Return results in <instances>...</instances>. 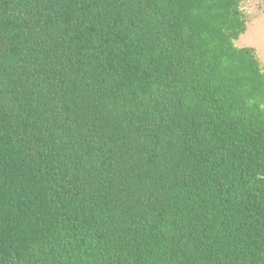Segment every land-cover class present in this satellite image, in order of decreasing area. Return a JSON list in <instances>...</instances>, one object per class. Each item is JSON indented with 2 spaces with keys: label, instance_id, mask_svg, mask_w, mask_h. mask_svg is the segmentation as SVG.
<instances>
[{
  "label": "trees",
  "instance_id": "16d2710c",
  "mask_svg": "<svg viewBox=\"0 0 264 264\" xmlns=\"http://www.w3.org/2000/svg\"><path fill=\"white\" fill-rule=\"evenodd\" d=\"M243 2L0 0V264H264Z\"/></svg>",
  "mask_w": 264,
  "mask_h": 264
},
{
  "label": "rangeland",
  "instance_id": "374dc122",
  "mask_svg": "<svg viewBox=\"0 0 264 264\" xmlns=\"http://www.w3.org/2000/svg\"><path fill=\"white\" fill-rule=\"evenodd\" d=\"M243 9L247 16V30L236 44L254 47L264 66V0H244Z\"/></svg>",
  "mask_w": 264,
  "mask_h": 264
}]
</instances>
